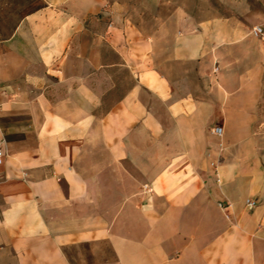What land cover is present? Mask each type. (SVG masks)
<instances>
[{"label": "crops", "instance_id": "crops-1", "mask_svg": "<svg viewBox=\"0 0 264 264\" xmlns=\"http://www.w3.org/2000/svg\"><path fill=\"white\" fill-rule=\"evenodd\" d=\"M257 24L264 0H0V264H264Z\"/></svg>", "mask_w": 264, "mask_h": 264}, {"label": "built area", "instance_id": "built-area-1", "mask_svg": "<svg viewBox=\"0 0 264 264\" xmlns=\"http://www.w3.org/2000/svg\"><path fill=\"white\" fill-rule=\"evenodd\" d=\"M253 31H254L256 34H260V35H262V36L264 37V30H263L262 25H259V24L255 25V26L253 27ZM214 131H216L217 133H220V134H221L222 131H223V127H222V125H219V124L216 125V126L214 127ZM5 154H6V152H5L4 147H3V146H0V164L4 162ZM255 204H256V200H255V199H251V198L248 199V205H249L250 207H254Z\"/></svg>", "mask_w": 264, "mask_h": 264}]
</instances>
